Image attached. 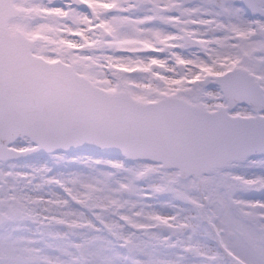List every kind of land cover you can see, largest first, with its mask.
Segmentation results:
<instances>
[{"label":"snow or ice","instance_id":"obj_1","mask_svg":"<svg viewBox=\"0 0 264 264\" xmlns=\"http://www.w3.org/2000/svg\"><path fill=\"white\" fill-rule=\"evenodd\" d=\"M0 264H264V0H0Z\"/></svg>","mask_w":264,"mask_h":264}]
</instances>
